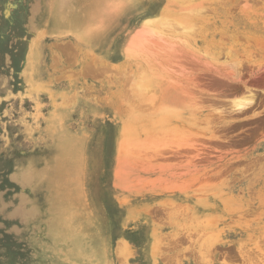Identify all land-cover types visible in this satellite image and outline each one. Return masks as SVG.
<instances>
[{
    "label": "rangeland",
    "instance_id": "1",
    "mask_svg": "<svg viewBox=\"0 0 264 264\" xmlns=\"http://www.w3.org/2000/svg\"><path fill=\"white\" fill-rule=\"evenodd\" d=\"M6 1L0 264H264V0Z\"/></svg>",
    "mask_w": 264,
    "mask_h": 264
},
{
    "label": "bare ground",
    "instance_id": "2",
    "mask_svg": "<svg viewBox=\"0 0 264 264\" xmlns=\"http://www.w3.org/2000/svg\"><path fill=\"white\" fill-rule=\"evenodd\" d=\"M38 2H39V7H36L37 6V4H36V1H35V3L33 2V0L31 1L32 3H31V5L30 6H33V12H34V14L35 13H37V10L38 9H40V12H41V10H44V5L42 4V2H45L44 0H37ZM58 0H56V2H57ZM195 0H189V2H187V6L184 8V12L182 11V14L183 15H187V10H188V8L190 9V11L191 12H194V13H196V9L194 8V6H193V8H190L191 7V4L194 2ZM0 2H1V0H0ZM22 2V0H18V1H12V0H7L5 3H4V7H3V13H2V15H1V18H2V20L3 21H6L7 23H9V24H14L13 22H14V19H15V16H14V10H17V8L19 7V4ZM54 1H52V3H53ZM196 2V1H195ZM183 3H185L186 4V2L185 1H183ZM30 4V3H29ZM180 4V3H179ZM172 6H174V5H172ZM54 7V5L50 8V11L52 10V8ZM32 9V8H31ZM61 9V6L59 5V6H57L53 11H52V14H47L46 16L47 17H50V19H52L53 17H57V16H60L61 14H62V10H60ZM196 10V11H195ZM207 10H209V9H207ZM170 11V10H169ZM27 12V11H26ZM186 12V13H185ZM204 12V11H203ZM26 14V13H25ZM33 14V13H32ZM176 15V14H175ZM171 16V14H168V17H170ZM18 17V16H17ZM27 17V16H26ZM97 18L99 17V15H97L96 16ZM167 17V18H168ZM172 17V16H171ZM178 17H172V18H170V20H174V21H176V20H178L177 19ZM188 18H190V16L188 17ZM34 19H36V16H35V18ZM34 19H30L29 18V21H28V19L26 20V21H28V22H23V24H24V26L27 28V31H26V35H29L30 34V31L32 30L31 29V27H34L35 26V23H32L31 24V21L32 20H34ZM95 19L96 18H94L93 20L95 21ZM21 20V19H20ZM98 21H99V19L97 20V23H98ZM19 23V22H18ZM9 24H7V25H9ZM157 24V23H156ZM159 24V23H158ZM174 24H176V23H174ZM12 26V25H11ZM19 26V25H18ZM21 26V25H20ZM107 26L108 25H106L105 27H104V29H105V31H106V29H107ZM174 26V25H173ZM176 27V26H175ZM12 28V27H11ZM110 29V28H109ZM108 29V30H109ZM178 29V28H177ZM29 30V31H28ZM2 34L3 33H1L0 32V35L2 36ZM14 34V33H13ZM22 34H24V33H22ZM86 35H88L89 37V40H92L93 38H100L99 36H98V34H96V37H94V35H93V31H92V29H88L87 31H86V33H85ZM12 35V34H11ZM8 36H10V35H8ZM6 37V36H5ZM16 37H18V36H16ZM109 37H107V39L106 40H104V42L105 41H109ZM5 40V39H4ZM27 40H28V38H27ZM100 41H101V38H100ZM5 42V41H4ZM24 42V41H23ZM27 42V41H26ZM104 42H103V44H104ZM107 44V43H106ZM8 45V44H7ZM28 46V45H27ZM12 47V46H11ZM26 47V46H25ZM22 48V47H21ZM19 51V50H18ZM24 51V50H23ZM23 51H22V53H23ZM28 52L30 53L31 52V50H28ZM4 53V51L3 50H1V48H0V64L2 63V55H4L3 54ZM18 53V52H17ZM28 55V54H27ZM12 56V55H11ZM27 57V56H26ZM13 59V58H12ZM25 61V60H24ZM14 62V61H13ZM13 62H12V64H13ZM2 65V64H1ZM19 67V66H18ZM27 72V68L25 69V70H23V73L25 74ZM16 75V74H15ZM145 103V102H144ZM143 106V105H142ZM148 106V105H147ZM23 175V174H22ZM25 175H29V174H25ZM27 179V178H26ZM25 180V179H24ZM62 227L64 228V225L62 224ZM67 227V226H66ZM53 233L55 234V236H60V232H58V231H53ZM18 243V242H17ZM12 249H10V250H8V251H11ZM8 253V252H7ZM40 258H38V260H39ZM40 262V264H54L53 262L54 261H39Z\"/></svg>",
    "mask_w": 264,
    "mask_h": 264
}]
</instances>
